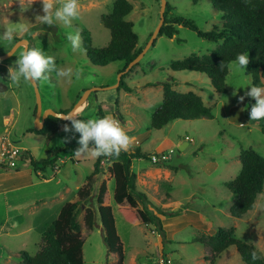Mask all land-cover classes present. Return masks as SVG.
Here are the masks:
<instances>
[{
    "label": "rangeland",
    "instance_id": "obj_1",
    "mask_svg": "<svg viewBox=\"0 0 264 264\" xmlns=\"http://www.w3.org/2000/svg\"><path fill=\"white\" fill-rule=\"evenodd\" d=\"M133 11L127 20L134 24L139 37L138 48L145 49L153 33L160 24L162 0H128ZM171 7L170 18L181 17L192 21L200 31L208 32L221 28L223 16L208 0H166ZM64 0H51L53 11ZM115 0L78 1L79 15L71 25L56 20L53 24L42 22L43 0H0V56L11 52L20 40H27L28 49H39L54 58L58 69H72L71 78L57 77L55 71L47 73L48 80L37 81L42 98L43 110L56 112L71 110L84 92L94 91L87 102L77 111L76 119L110 118L117 120L131 138L125 150L145 154L147 159L134 160L133 170L137 175L140 191L148 196L151 209L165 212H178L176 217H162L167 233V243L153 225H145L140 220L126 222L114 201L115 181L104 164L103 173L94 181L92 196L98 194L103 182L107 185L104 204L111 206L118 234L124 247V264H210L208 249L196 238L213 236L218 228H235L237 238L255 245L264 255V193L256 200L254 209L242 219L229 214L235 197L228 184L240 173L242 165L239 155L242 150L253 149L264 156V119L251 120L246 113L247 102L251 97L245 93L252 86L251 77L235 71L229 66L226 80L227 92L218 94L208 76L198 72H175L169 69L174 61L190 56H206L217 43L200 38L188 27L176 26L177 36L170 39L158 36L143 58L129 71L124 63L114 62L107 66H96L88 58L82 43L84 30L94 47L102 48L110 42V31L101 23V17L112 11ZM57 28L55 34L51 29ZM13 30V38L8 40L4 33ZM79 33L81 45L73 49L69 35ZM178 39L180 42H178ZM25 51L24 46L6 61L0 62V151L2 142L7 140L21 151H29L34 158L41 160L49 152H58L56 165L46 172L35 174L26 160L17 161L22 174L16 168L6 169L0 163V189L28 183V171L34 181L54 178L65 184L61 203L74 202L77 191L86 184L94 170L96 157L75 155L81 146L80 134L65 127L56 134L49 145L44 135L31 132L36 128L35 107L37 97L32 82L11 81V68L18 67L15 61ZM79 72V78L76 73ZM132 88V92L111 88L122 80ZM121 78V80H120ZM169 79L176 82V90L194 92L202 97L211 109L212 119L175 120L165 128L151 127L154 111L163 101L161 83ZM9 93H4L8 91ZM240 97H244L241 101ZM20 108L19 114L11 110ZM34 113V114H33ZM35 115V116H34ZM188 143L185 150L180 147ZM93 147L92 142L89 148ZM174 151L173 159L167 164L154 165L150 157L162 152ZM22 156V155H20ZM49 186V185H46ZM44 186V187H46ZM42 186L23 189L21 202L27 204L31 197L46 192ZM9 196L0 195V264H21V252L35 255L41 243L42 234L19 232L17 219L22 217V227L30 225L27 211H14L15 201ZM96 198H94L95 203ZM85 208L79 215L84 240V264H106L108 249L103 240L99 217L92 231L85 226ZM109 264H118L119 256L112 254ZM214 264H244L237 249L233 246L225 250Z\"/></svg>",
    "mask_w": 264,
    "mask_h": 264
},
{
    "label": "trees",
    "instance_id": "obj_2",
    "mask_svg": "<svg viewBox=\"0 0 264 264\" xmlns=\"http://www.w3.org/2000/svg\"><path fill=\"white\" fill-rule=\"evenodd\" d=\"M208 1L223 16L221 28H214L208 32L200 31L190 20L181 17L170 18L171 7L167 3L165 21L159 36L165 35L174 39L178 34L176 26H184L195 31L200 38L218 44V47L209 55L202 57L193 55L174 61L169 65V69L175 72L205 74L215 91L218 94H225L229 66L239 54L243 53L249 56L250 62L247 65L246 74L251 77L252 85L264 87V0ZM132 11L133 5L128 0H115L112 11L101 17V23L109 29L111 35L110 42L105 47H94L88 34L84 30L81 31L83 48L94 65L107 66L114 62H122L125 70L129 63L143 51L137 47L139 37L134 31V24L126 19ZM55 30L57 28L51 29L54 34ZM124 78L125 76L122 77L119 90L124 89L131 93L132 88L124 83ZM161 86L163 101L152 115V129L161 130L175 120L213 118L211 109L205 105L202 97L194 92L177 91L174 79L162 82ZM1 88H4V85H0ZM254 103L252 98L247 102L246 113L249 117L250 108ZM36 110L37 106L35 114ZM69 111L61 110L60 112L68 113ZM66 125H69L68 121L50 116L46 119L43 129H32L31 132L44 135L46 144L49 145L51 139ZM20 158L28 161L37 175L38 172H47L49 168L52 169L56 165L58 152H49L46 158L38 160L31 152L24 151ZM138 158L147 159V156L139 150L132 152L124 149L117 157L97 158L94 170L87 178L86 184L77 191L76 200L65 204L56 220L46 228L41 237L40 248L35 255L28 252L20 253L21 264H84V240L81 235L82 225L79 222L82 207L85 208L84 220L88 230L94 229L99 217L103 240L108 249L106 264H109V257L112 254L119 256L118 264H124V245L118 234L114 213L111 206L104 204L108 191L106 183L103 182L98 194L95 197L92 196L94 181L103 173L104 164L109 165L107 171L115 181L114 201L119 206L123 219L128 223L140 220L145 225H153L162 238V243H167V233L161 216L172 218L179 213L151 209L148 196L138 188L137 175L133 170L134 160ZM239 160L242 165L241 171L228 184L229 190L235 197L229 214L233 218L242 219L254 209L258 196L264 193V156L253 149H247L241 151ZM15 168L16 172L21 171L17 168V163ZM94 198H96L95 203ZM196 241L208 249L207 259L210 264H214L219 255L233 246L244 264H264V255L261 251L255 245L237 238L235 228L221 227L215 235L198 237Z\"/></svg>",
    "mask_w": 264,
    "mask_h": 264
},
{
    "label": "clouds",
    "instance_id": "obj_3",
    "mask_svg": "<svg viewBox=\"0 0 264 264\" xmlns=\"http://www.w3.org/2000/svg\"><path fill=\"white\" fill-rule=\"evenodd\" d=\"M78 0H64L60 7L53 11L51 0H43L44 15L39 19L47 24H53L56 20L62 21L64 25H71L72 20L79 15ZM4 37L8 40L13 38V30L9 29L4 33ZM72 48L79 49L81 38L79 33L69 35ZM249 56L243 53L236 57L233 66L236 72L244 73L249 64ZM18 67L11 68V81L19 83L24 82L46 81L48 80L47 73L55 71L56 76L63 78L72 77V69H58L54 58L46 55L39 49H28L21 53L15 61ZM76 78H79V72L76 73ZM245 96L251 97L255 103L250 108L251 120L264 119V87L252 85L250 90L245 93ZM243 101L244 97H240ZM63 119L70 121L72 128L80 134L78 143L81 146L75 152V155L82 154L91 155L99 158L101 156L117 157L121 150L128 147L131 138L126 134L120 123L115 119L110 118H92L88 120L76 119L71 113L63 115ZM68 126H65V131H68ZM92 142L93 147L89 148V143Z\"/></svg>",
    "mask_w": 264,
    "mask_h": 264
},
{
    "label": "crops",
    "instance_id": "obj_4",
    "mask_svg": "<svg viewBox=\"0 0 264 264\" xmlns=\"http://www.w3.org/2000/svg\"><path fill=\"white\" fill-rule=\"evenodd\" d=\"M0 85H3L0 83ZM4 93H9V87L8 91ZM36 108V107H35ZM19 106L18 109L15 107L13 110H11V116H7L6 121H9L12 118V114L14 111H17V114H19ZM35 112V110H34ZM34 114V113H33ZM36 115V114H35ZM34 115V116H35ZM29 176H28V183L26 184H19V185H14L12 187H7L5 186L4 188L0 189V195H5L6 197V204L7 206L10 205V199L9 196L12 195L11 197L14 199L15 204H14V211H27V217L30 219V225L26 228L22 227V217L18 218V229L19 232H35L38 230L41 233H44L46 228L53 223V221L56 220L58 217L61 209L63 206L67 203H61L62 199H59L62 194H63V189L66 187L68 184L63 183L62 181L58 180L56 184H52L54 178L50 179H44L41 180L40 182H35L34 179L32 178L33 176L31 175V171H28ZM16 174H22V172H16ZM39 174V173H38ZM49 185V186H46ZM44 187L43 190L46 192L41 193V195H36L34 197H31L28 200L27 204H23L21 202V195L19 194L22 192L23 189L26 188H36V187ZM69 186V185H68Z\"/></svg>",
    "mask_w": 264,
    "mask_h": 264
},
{
    "label": "water",
    "instance_id": "obj_5",
    "mask_svg": "<svg viewBox=\"0 0 264 264\" xmlns=\"http://www.w3.org/2000/svg\"><path fill=\"white\" fill-rule=\"evenodd\" d=\"M167 9V1L166 0H162V7H161V19H160V24L158 26V28L156 29V31L153 33L152 37H151V41L149 42V44L147 45V47L131 62L129 63V65L127 66V68L125 69L126 71H129L130 68H132L134 65H136L144 56V54L146 53L147 49L149 47H151L154 42L155 39L159 36L162 26L164 24L165 21V12ZM24 46L25 50H28L29 47V43L27 40H20L16 46L11 50V52H9L8 54L4 55V56H0V62L6 61L9 58H11L14 53L19 49V47ZM123 72L121 76H123V74L125 73ZM121 80V78H120ZM36 91V97H37V110H36V128L37 130H41L44 128V124L45 121L48 117L52 116L55 118H59L63 121H67L63 119V115H67L69 113H71L74 117L77 115V111L78 109H80L88 100V97L90 96V94L94 91H98L101 90L102 88H93V89H89L87 91L84 92L83 96L80 98V100L74 105V107L68 112V113H64V112H56L53 109H49L46 112L43 110V106H42V98H41V94L38 88V82H32ZM120 85V83L117 86H113L111 88H117ZM188 143H184L181 147L180 150L184 151L186 146Z\"/></svg>",
    "mask_w": 264,
    "mask_h": 264
},
{
    "label": "built area",
    "instance_id": "obj_6",
    "mask_svg": "<svg viewBox=\"0 0 264 264\" xmlns=\"http://www.w3.org/2000/svg\"><path fill=\"white\" fill-rule=\"evenodd\" d=\"M24 151L9 143L7 140L2 142V149L0 151V163L6 165L5 167L15 168L20 155ZM174 151L171 149L168 152H162L152 155L150 161L154 165H163L169 163L173 159Z\"/></svg>",
    "mask_w": 264,
    "mask_h": 264
},
{
    "label": "bare ground",
    "instance_id": "obj_7",
    "mask_svg": "<svg viewBox=\"0 0 264 264\" xmlns=\"http://www.w3.org/2000/svg\"><path fill=\"white\" fill-rule=\"evenodd\" d=\"M79 112V111H78Z\"/></svg>",
    "mask_w": 264,
    "mask_h": 264
}]
</instances>
